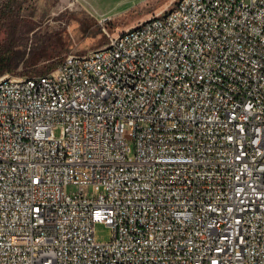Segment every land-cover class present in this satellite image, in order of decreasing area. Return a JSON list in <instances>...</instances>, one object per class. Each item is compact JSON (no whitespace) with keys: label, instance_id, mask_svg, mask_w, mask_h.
I'll return each instance as SVG.
<instances>
[{"label":"built area","instance_id":"1","mask_svg":"<svg viewBox=\"0 0 264 264\" xmlns=\"http://www.w3.org/2000/svg\"><path fill=\"white\" fill-rule=\"evenodd\" d=\"M165 10L1 77L0 264H264V0Z\"/></svg>","mask_w":264,"mask_h":264},{"label":"rangeland","instance_id":"2","mask_svg":"<svg viewBox=\"0 0 264 264\" xmlns=\"http://www.w3.org/2000/svg\"><path fill=\"white\" fill-rule=\"evenodd\" d=\"M4 2L6 0H0ZM173 0H27L23 14L32 25L24 30L29 36V48L59 44L66 56L82 55L108 42V34L128 30L146 18L161 13ZM103 22L107 33L101 24ZM34 33H37L34 36ZM23 51V50H22ZM61 136V130H54ZM134 154V153H133ZM95 240L106 243L113 230L105 223L95 226Z\"/></svg>","mask_w":264,"mask_h":264},{"label":"trees","instance_id":"3","mask_svg":"<svg viewBox=\"0 0 264 264\" xmlns=\"http://www.w3.org/2000/svg\"><path fill=\"white\" fill-rule=\"evenodd\" d=\"M27 0L0 1V78L38 76L59 67L66 57L65 47L59 44L29 48V36L24 29L32 25L23 14ZM37 33H34L36 36ZM23 50V51H22Z\"/></svg>","mask_w":264,"mask_h":264},{"label":"bare ground","instance_id":"4","mask_svg":"<svg viewBox=\"0 0 264 264\" xmlns=\"http://www.w3.org/2000/svg\"><path fill=\"white\" fill-rule=\"evenodd\" d=\"M173 10H165V18H172ZM142 31V23H137L133 26V33H140ZM33 82V76H22V83ZM14 83H21V76H14ZM4 85V78H0V89Z\"/></svg>","mask_w":264,"mask_h":264}]
</instances>
